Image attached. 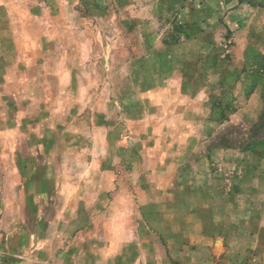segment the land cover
<instances>
[{"label":"rangeland","instance_id":"obj_1","mask_svg":"<svg viewBox=\"0 0 264 264\" xmlns=\"http://www.w3.org/2000/svg\"><path fill=\"white\" fill-rule=\"evenodd\" d=\"M263 30L264 0H0V252H18L30 229L45 246L47 238L58 249L70 245L82 228V180L95 179L100 156L118 174L136 164V177L147 173L156 194V165L176 159L175 151L189 161L198 143L190 132L203 131L193 128L195 104L222 107L246 87L251 105H262L247 106L244 112L254 109L232 124L229 113L238 107L228 104L221 121H207L208 132L215 124L219 133L233 131L229 146L260 150L246 158L258 165L255 186L248 176L238 192L246 196L241 210H262L264 226V55L248 75L250 66L237 67L244 38ZM173 116L183 122L178 141L162 123ZM100 118L108 129L101 135ZM162 131L155 149L152 137ZM236 173L215 176L233 180ZM51 211L56 219L49 220Z\"/></svg>","mask_w":264,"mask_h":264},{"label":"crops","instance_id":"obj_2","mask_svg":"<svg viewBox=\"0 0 264 264\" xmlns=\"http://www.w3.org/2000/svg\"><path fill=\"white\" fill-rule=\"evenodd\" d=\"M262 34L242 41L244 53L239 57L237 67L250 66L247 67L250 69H245V74L255 70L259 66L258 61L263 59L264 32ZM247 52L251 53L250 58L244 55ZM213 70L208 69L207 74ZM248 84L249 90L254 88L257 91V87L262 90L260 85L253 87L252 82L248 81L244 87ZM242 90V95H236L238 100L226 101L222 107L210 101L195 104L194 109L200 115L193 121V128L194 124H198L203 131L190 130L191 133L195 132L198 143L188 153L189 161L185 163L181 156L185 152L175 151L176 141L184 134L182 118L163 117L162 123H166L164 131L168 125L174 130L176 146L171 150L178 156L176 159L162 158L152 171V176L155 175L153 181L160 189L156 194L151 193L149 175L145 177L147 173L141 178L136 177V164L126 165L123 169L125 174H118L114 173L116 166L108 168L110 165L100 156L101 163L95 164V179L90 182L87 178L82 180V228L76 232L74 242L69 240L70 245L58 249V244L47 238L48 244L45 246L43 236L30 229V238L18 245V252H0V264H264L262 210H241L246 196L238 192L248 176L255 186L260 176L257 174L258 165L249 163L246 158L257 157L260 150L229 146L225 142L226 132L215 131V124L208 132L207 121H221L225 117L223 108L229 105L238 107L228 116L230 120L227 123L233 124L241 122L236 121L240 114L245 115L254 109L250 107L244 112L245 108L262 105L260 100H255L251 105L247 87ZM245 95L247 97H243ZM101 119L96 120L95 128V133L100 135L103 129L108 132ZM205 125L207 129H204ZM164 131L152 137L158 141H154L155 147L149 146V154L158 148L159 139L166 138ZM232 157L235 161L233 164L230 161ZM145 168L144 162L143 172ZM231 169L237 171L233 180L224 174L215 176L219 170ZM122 174L126 177L120 178ZM214 181L216 184L212 186ZM90 183L95 186H90ZM220 184L224 190L221 194H215L213 189ZM91 189L96 190L94 199L89 197ZM136 191L139 197H136ZM170 205L173 209H169ZM51 212L49 220L56 219L58 214L56 216L55 211ZM64 216L63 220H66ZM78 236H81L82 244H79Z\"/></svg>","mask_w":264,"mask_h":264},{"label":"trees","instance_id":"obj_3","mask_svg":"<svg viewBox=\"0 0 264 264\" xmlns=\"http://www.w3.org/2000/svg\"><path fill=\"white\" fill-rule=\"evenodd\" d=\"M260 118H261V120L264 122V113L261 114ZM230 129H232V128H230ZM232 132H233V131H232ZM232 132H231V131H227L226 134H227V135H231Z\"/></svg>","mask_w":264,"mask_h":264}]
</instances>
